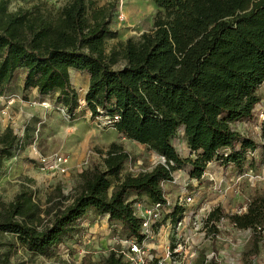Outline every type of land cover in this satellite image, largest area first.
I'll list each match as a JSON object with an SVG mask.
<instances>
[{
	"label": "trees",
	"instance_id": "16d2710c",
	"mask_svg": "<svg viewBox=\"0 0 264 264\" xmlns=\"http://www.w3.org/2000/svg\"><path fill=\"white\" fill-rule=\"evenodd\" d=\"M150 1L157 7L151 30L107 49L105 40L114 34L108 5L67 0L53 10L39 1L9 11L7 0H0V92L21 70L24 90L36 89L41 96L58 92L57 104L72 115L78 104L69 73L84 71V100L91 116L105 112L118 133L164 159L150 170L122 173L129 153L111 142L99 162L78 173L72 193L64 196L56 187L54 206L42 208L22 187L0 208V233L11 234L29 252L44 255L57 247L89 212L119 223L122 232L141 241L134 198L166 204L162 183L172 181L175 170L184 167L190 178L199 179L214 158L237 163L258 147L264 155V143L232 127L250 119L259 102L264 0ZM180 129L186 157L172 144ZM17 142L6 127L0 133V156L9 155ZM129 193L135 195L130 200ZM245 205L241 213L211 209L204 226L211 237L219 233L222 219L233 228L251 230L255 239L243 251L247 258L257 254L264 229V190L251 194ZM122 256L110 250L102 264H126Z\"/></svg>",
	"mask_w": 264,
	"mask_h": 264
},
{
	"label": "rangeland",
	"instance_id": "374dc122",
	"mask_svg": "<svg viewBox=\"0 0 264 264\" xmlns=\"http://www.w3.org/2000/svg\"><path fill=\"white\" fill-rule=\"evenodd\" d=\"M39 1L47 2L56 10L67 0H7L8 10L29 8ZM123 1L127 4L129 23L132 26H128L126 17L119 16L120 0H97L99 5L112 7L110 28L114 34L105 40L107 49L119 40L137 38L153 26L157 7L150 0ZM135 10L140 11L138 15L133 12ZM69 76L78 104L69 120H65L55 108L58 105V92L41 96L36 89H23L21 70L15 72L12 81L0 92V111L2 107L4 109V113L0 112V133L9 127L18 139L9 155L0 156V208L6 206L22 187L30 190L34 200L42 208L54 206L59 199L56 187L61 189L64 196L72 193L78 182V173L92 162H99L101 152L111 142L121 144L129 153L122 173L147 171L156 163L162 162L156 152L118 133L105 112L92 117L84 100L88 74L70 70ZM257 94L259 102L254 107L252 117L235 122L232 127L260 144L264 143V82L257 89ZM12 95L18 100L5 108V99ZM41 101L50 102L51 107L44 109ZM172 144L180 156L189 155L181 130L173 138ZM223 152L225 154L228 150ZM54 153L68 156L65 173L40 170L39 156L50 157ZM215 160L222 168L204 169L203 175L196 179L190 178L186 168L182 167L177 169L180 171L173 172L174 176L180 172L183 174L182 178L175 179L176 184H163V191L168 199L176 189L180 191L178 195L191 196L192 201L182 208L186 214L191 213L190 221L184 230H176L166 219L171 215L162 214L159 225L162 224L163 229L156 237H146L144 243L148 247L159 246L151 251L163 253L166 247L182 243L175 236L177 231L189 237L191 245L197 251L193 262L171 256L170 260L165 259L164 264H208L210 260L216 264H264V229L260 234L257 254L245 258L243 251L255 239L251 230L233 228L222 219L217 225L219 233L211 237L207 235L204 226L205 216L211 209L219 207L223 212L241 213L246 208L247 198L264 190L262 147L246 152L244 158L237 163ZM27 179L31 182L27 183ZM177 181L180 183L177 184ZM173 201L169 200L170 203ZM148 204L145 196H137L132 206L134 213L142 215ZM74 227L70 238H65L63 243L44 255L29 252L11 234L0 233V264H102V259L110 250L120 253L127 251V242L131 237L122 232L119 223L109 222L106 216L89 212ZM154 230L157 231L156 228ZM164 232L168 233L169 238L166 244L161 245L160 234L162 236ZM122 257L126 261V257Z\"/></svg>",
	"mask_w": 264,
	"mask_h": 264
},
{
	"label": "built area",
	"instance_id": "2783aa9c",
	"mask_svg": "<svg viewBox=\"0 0 264 264\" xmlns=\"http://www.w3.org/2000/svg\"><path fill=\"white\" fill-rule=\"evenodd\" d=\"M16 100L18 99L15 95L7 97L4 102L5 108H7L9 105H12L14 102H16ZM41 106L44 109H48L51 107V103L41 101ZM55 108L62 114L65 120L70 119V114L64 107L57 105ZM0 112L4 113L3 107ZM116 119L117 116H114L113 120ZM225 155L226 154H224L223 156ZM161 160V163H164L163 157H161ZM219 161L222 160L220 159ZM38 164L40 170L42 171L46 170L48 172L54 171L65 173L68 164V156L63 153H54L50 157L39 156ZM175 181V178H173L170 182L175 183ZM163 184L164 183H162V188ZM164 198L166 199V204H163L161 202L149 203L144 207V213L142 215H138L140 217V233L144 235V238L141 241H138L136 238L131 237L127 242V251H122L121 253L126 257V264H164L165 259L170 260L171 256L178 257L181 260L187 259L190 262L196 260L197 251L191 245L189 237H187L184 233L181 235L180 232L176 231L175 236L176 238H179L182 243L179 242L174 246L166 247L163 253H154L151 251V249L159 248V246L148 247L144 243V239H146V237H148L149 235L151 237H156V235H158L163 229L164 226L162 224L159 225V223L161 222L162 214H164V216L168 214L171 215L167 216L168 218L166 219L171 222L172 226L176 230H184L188 222L190 221L191 213L186 214V211L182 209L185 207V205L192 201V198L189 194L177 195L173 203H170L167 200L165 194ZM170 204L173 206V209L177 208L179 211L177 210L174 214H172L173 209L165 211V207ZM208 213L205 216V220ZM155 228L157 229V231L154 230Z\"/></svg>",
	"mask_w": 264,
	"mask_h": 264
},
{
	"label": "crops",
	"instance_id": "0c3cea01",
	"mask_svg": "<svg viewBox=\"0 0 264 264\" xmlns=\"http://www.w3.org/2000/svg\"><path fill=\"white\" fill-rule=\"evenodd\" d=\"M181 131H182V129H180ZM183 157H185V156H183ZM218 161L217 160H215V158L213 159V160H211L207 165H206V167H205V170H208V169H213V168H218V169H220V168H222L218 163H217ZM186 171H187V169H185ZM184 170V171H185ZM177 171H180V170H177ZM172 176H173V178H175V179H178V177H180V178H182V176H183V174H182V172H180V173H177L175 176H174V174L172 173ZM177 176V177H176ZM180 181H182V180H180ZM180 181L178 182L177 181V184L178 183H180ZM171 184H176V183H173V182H166V184H165V186L166 185H170L171 186ZM180 193V191L178 190V189H176L175 191H174V195L172 196V197H170V199H168V197H167V200L169 201H173V199L178 195ZM168 195V194H167ZM170 195V194H169ZM135 195L134 194H132V193H129L128 194V196H127V198H128V200H130V199H132L133 197H134ZM173 209V206L170 204V205H167L166 207H165V211H169V210H172ZM117 223V222H116ZM168 238H169V236H168V233H166V232H164L163 233V235L161 236V234H160V239H159V243L162 245V244H166L167 242H168ZM153 244V243H152ZM154 245V244H153Z\"/></svg>",
	"mask_w": 264,
	"mask_h": 264
},
{
	"label": "bare ground",
	"instance_id": "6f19581e",
	"mask_svg": "<svg viewBox=\"0 0 264 264\" xmlns=\"http://www.w3.org/2000/svg\"><path fill=\"white\" fill-rule=\"evenodd\" d=\"M132 3V2H131ZM137 7V6H136ZM127 4H125L124 3V1L123 0H120V3H119V16L120 17H123V18H127V23H128V26H132L130 23H129V11H127ZM136 15H138V12H140L139 10H135V11H133ZM132 15V14H131ZM128 16V17H127ZM134 21V20H133ZM132 21V22H133ZM137 21V20H136Z\"/></svg>",
	"mask_w": 264,
	"mask_h": 264
}]
</instances>
